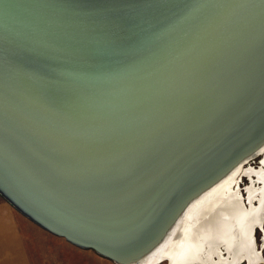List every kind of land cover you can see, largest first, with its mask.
<instances>
[{"label": "water", "instance_id": "obj_1", "mask_svg": "<svg viewBox=\"0 0 264 264\" xmlns=\"http://www.w3.org/2000/svg\"><path fill=\"white\" fill-rule=\"evenodd\" d=\"M263 149L264 0H0V196L47 232L168 264Z\"/></svg>", "mask_w": 264, "mask_h": 264}, {"label": "bare ground", "instance_id": "obj_2", "mask_svg": "<svg viewBox=\"0 0 264 264\" xmlns=\"http://www.w3.org/2000/svg\"><path fill=\"white\" fill-rule=\"evenodd\" d=\"M259 157L262 160L257 170L250 163L239 166L193 204L177 239L175 259L168 257V264H233L242 258V263L257 264L256 255L262 259L261 253L256 254L251 236L254 225L260 226L264 204V149ZM241 176L249 179L245 188L248 205L240 200ZM261 227L264 235L263 223ZM221 248L228 251L226 257L219 256ZM214 255L218 260L211 261Z\"/></svg>", "mask_w": 264, "mask_h": 264}, {"label": "rangeland", "instance_id": "obj_3", "mask_svg": "<svg viewBox=\"0 0 264 264\" xmlns=\"http://www.w3.org/2000/svg\"><path fill=\"white\" fill-rule=\"evenodd\" d=\"M261 160L262 157L257 156L248 163L257 170ZM248 185L244 177L239 179V188L244 186L246 188ZM240 194L243 196L242 189H240ZM15 212L19 220L23 223V231L26 236L27 247L33 264H115L113 261L98 255L91 249L75 246L64 238L47 232L20 214L17 210ZM261 231L262 229H253L254 243L257 248L262 245ZM260 253L262 255V262L257 264H264V243L260 248ZM159 264L166 263L161 262Z\"/></svg>", "mask_w": 264, "mask_h": 264}, {"label": "crops", "instance_id": "obj_4", "mask_svg": "<svg viewBox=\"0 0 264 264\" xmlns=\"http://www.w3.org/2000/svg\"><path fill=\"white\" fill-rule=\"evenodd\" d=\"M0 264H33L23 223L3 198H0Z\"/></svg>", "mask_w": 264, "mask_h": 264}, {"label": "flooded vegetation", "instance_id": "obj_5", "mask_svg": "<svg viewBox=\"0 0 264 264\" xmlns=\"http://www.w3.org/2000/svg\"><path fill=\"white\" fill-rule=\"evenodd\" d=\"M258 163V162H257ZM259 165H260V162H259ZM262 238H264V235H263V233H262ZM257 248V247H256ZM224 250V251H223ZM259 248H257L255 251H256V254H258L259 253ZM222 252V253H221ZM223 253H225V254H223ZM227 253H228V251H226L225 249H219V252H218V254H219V256H221V257H226L227 256ZM260 254V253H259ZM258 255H256V262L257 263H260V262H262V259L261 258H259L260 257V255H259V257H257ZM243 259V258H242ZM241 259V260H242ZM216 260H218V255H214V256H212V260L211 261H216ZM246 260V259H245ZM238 261H240V260H238ZM237 261V262H238ZM247 261V260H246ZM236 262V263H237ZM256 262H253V263H256ZM235 262L233 263V264H236ZM242 264H246V262H243Z\"/></svg>", "mask_w": 264, "mask_h": 264}]
</instances>
